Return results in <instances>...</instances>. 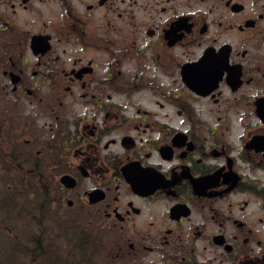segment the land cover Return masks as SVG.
I'll return each mask as SVG.
<instances>
[{
  "label": "flooded vegetation",
  "instance_id": "af4514ba",
  "mask_svg": "<svg viewBox=\"0 0 264 264\" xmlns=\"http://www.w3.org/2000/svg\"><path fill=\"white\" fill-rule=\"evenodd\" d=\"M6 177L32 253L264 264V0H0Z\"/></svg>",
  "mask_w": 264,
  "mask_h": 264
},
{
  "label": "rangeland",
  "instance_id": "374dc122",
  "mask_svg": "<svg viewBox=\"0 0 264 264\" xmlns=\"http://www.w3.org/2000/svg\"><path fill=\"white\" fill-rule=\"evenodd\" d=\"M8 185L12 188L7 189ZM15 187V179L11 177L3 178L0 183V188L6 191L3 195L12 198V208L5 212L0 211V222L6 221V226L0 223V264H30L31 255L34 254L37 261L33 264H113L112 262L117 259L112 253H91L89 249H85L87 251L84 253L82 249L73 247L74 241L67 231L62 232L58 228L45 230L42 246L44 250H40L41 255L37 252L32 253V249L37 247L36 239L42 237V227L39 225L41 199L37 201L38 199L32 195L30 192L32 187L26 191L22 190L17 197L18 191ZM69 237L71 241H68ZM158 257V253H143L134 264H148ZM88 258L89 263L82 261Z\"/></svg>",
  "mask_w": 264,
  "mask_h": 264
},
{
  "label": "trees",
  "instance_id": "16d2710c",
  "mask_svg": "<svg viewBox=\"0 0 264 264\" xmlns=\"http://www.w3.org/2000/svg\"><path fill=\"white\" fill-rule=\"evenodd\" d=\"M28 254V253H27ZM40 255H41V253H39ZM36 254H34V255H31V259H30V261H31V263L30 264H33V263H35L36 261H37V257L35 256ZM39 256V255H38Z\"/></svg>",
  "mask_w": 264,
  "mask_h": 264
}]
</instances>
